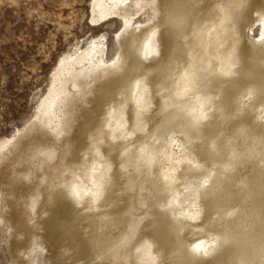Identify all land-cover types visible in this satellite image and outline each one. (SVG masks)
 <instances>
[{
	"label": "bare ground",
	"instance_id": "6f19581e",
	"mask_svg": "<svg viewBox=\"0 0 264 264\" xmlns=\"http://www.w3.org/2000/svg\"><path fill=\"white\" fill-rule=\"evenodd\" d=\"M233 2L93 1L94 25L119 20L117 51L107 59L101 36L77 57L61 59L35 120L15 141L0 143V166L14 175L27 166L21 177L29 182L34 163L42 170L53 162L64 136L80 125L61 172L52 181L43 176L46 193L37 188L28 195L36 221L19 224L26 238L18 243L20 259L42 230L70 252L67 264H261L264 104L255 90L264 79V41H250L248 33L256 25L259 37L264 33L256 12L264 0H252L230 27ZM170 18L181 22L169 24ZM201 112L205 119L189 145L179 133L187 135ZM176 137L186 152L182 160L173 150ZM196 185L203 187L193 199ZM73 188L79 200L69 194Z\"/></svg>",
	"mask_w": 264,
	"mask_h": 264
},
{
	"label": "rangeland",
	"instance_id": "374dc122",
	"mask_svg": "<svg viewBox=\"0 0 264 264\" xmlns=\"http://www.w3.org/2000/svg\"><path fill=\"white\" fill-rule=\"evenodd\" d=\"M93 1L0 0V143L8 139L15 141L35 120L40 102L47 95L61 59L77 57L93 39L101 36H105L103 44L107 48V59L117 51V39L114 40V36L121 27L119 20L103 28L98 27L99 24L94 25L91 22ZM138 17L140 21H145L147 14L142 13ZM259 35L260 27L256 25L248 33V39L255 41ZM82 121L83 118H80L79 122ZM79 129L78 123L74 130L64 136L61 143L63 151L56 161L45 166L44 170H41L39 162L34 163L36 166L33 165L32 169L36 174L32 181L28 182L21 177L27 171V166L17 168L15 175L12 168H7L5 164L0 166V189L4 197L3 224L0 229L5 231V234L0 231V264H30V259L35 261L33 264L69 262L70 252L63 246L53 244L42 230H38L35 236L39 239L38 244L33 246L31 242L34 250H28L30 258L26 255L20 259L18 243L26 242L20 229L21 224L26 221L29 225L28 220L32 218V223L36 221L30 209L29 196L37 188L43 194L46 193L47 184L43 179L46 177L52 181L61 172L77 144ZM47 138L52 139L51 136ZM180 145V141L175 143L173 150L182 160L187 157ZM103 171L101 167V176L104 175ZM8 231L10 234L12 232V236Z\"/></svg>",
	"mask_w": 264,
	"mask_h": 264
},
{
	"label": "snow or ice",
	"instance_id": "6c2138e0",
	"mask_svg": "<svg viewBox=\"0 0 264 264\" xmlns=\"http://www.w3.org/2000/svg\"><path fill=\"white\" fill-rule=\"evenodd\" d=\"M252 3V0H234V2L230 5V7L233 8V10L235 11L236 15L234 16L233 20L229 22V26L233 27L234 25H239V20L242 17L243 13L245 11H247L250 7ZM256 12L258 13V19L260 20L261 24L264 25V3L261 4V7L256 10ZM181 21L177 20L176 18H170L168 20L169 24H179ZM161 26L166 27L167 25H165L163 22L161 24ZM251 27V26H250ZM153 35H155V33H153ZM259 39L261 41H264V33L261 34V36L259 37ZM235 42L238 43L239 42V36L235 37ZM132 55H134L133 52H130ZM135 56V55H134ZM113 65H116V61L113 60L112 61ZM139 64V63H138ZM137 64V65H138ZM225 75H228L229 73H224ZM140 75H144L143 73H141ZM124 80V78H121L120 83H122ZM257 91L258 94V99L260 101L261 104H264V79H262L258 90ZM100 95L102 97V99L107 95V92L104 88L103 85L100 86L99 89ZM225 103H227V101L225 100ZM230 118L235 119L239 116V111L230 113ZM205 119V113L201 112L198 116L194 117L193 120L191 121L190 124V128H189V132L187 133V135L184 132L179 133V135L183 136L186 140L187 144H192L194 142V140L190 137H198L199 131H200V123L199 121ZM242 132L244 131L243 129L241 130ZM37 135H40V129L37 128L36 129ZM49 143H53V141H49ZM260 144L262 147V151H261V158H262V162H264V136L260 137ZM33 147H35V145H33ZM91 150V148H90ZM213 151H215V149H213ZM97 155H99V151H97L96 153ZM105 154L107 155V150H105ZM233 157L237 158V155L235 153H233ZM189 163H191V161H189ZM25 179H27V177H25ZM204 184H207V180L204 181ZM203 187V185H196L193 189H192V197L193 199H195L196 197L199 196L200 194V188ZM73 198H75L76 200H79V193L73 188L70 190L69 193ZM99 192L93 193V202H95L96 199L99 198ZM225 239H227V234H225L224 236ZM200 245H196L193 248V252L194 253H199L200 252ZM260 257H261V264H264V244H262L261 248H260ZM204 255L207 256L208 252L205 251ZM189 264H191V261H189ZM195 264H203L202 260H195Z\"/></svg>",
	"mask_w": 264,
	"mask_h": 264
}]
</instances>
